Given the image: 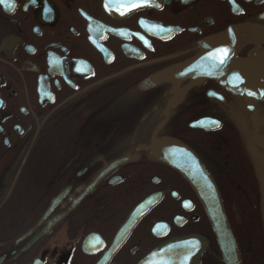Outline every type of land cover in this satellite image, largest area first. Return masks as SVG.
Listing matches in <instances>:
<instances>
[{
  "label": "flooded vegetation",
  "instance_id": "flooded-vegetation-1",
  "mask_svg": "<svg viewBox=\"0 0 264 264\" xmlns=\"http://www.w3.org/2000/svg\"><path fill=\"white\" fill-rule=\"evenodd\" d=\"M236 25L263 29L264 0H0V264H224L158 157L175 142L247 264L244 226L264 234V36L210 42Z\"/></svg>",
  "mask_w": 264,
  "mask_h": 264
},
{
  "label": "water",
  "instance_id": "water-1",
  "mask_svg": "<svg viewBox=\"0 0 264 264\" xmlns=\"http://www.w3.org/2000/svg\"><path fill=\"white\" fill-rule=\"evenodd\" d=\"M264 36V28L253 25H236L228 27L223 33L211 40L240 49L247 42H258ZM250 40V41H249ZM198 63L196 64V66ZM243 65H250L243 63ZM248 92L256 90V83H243ZM244 90V91H245ZM243 91V92H244ZM171 143V142H170ZM158 157L170 163L189 183L202 203L218 241L224 264H241L239 251L226 219L215 182L208 171L201 165L192 152L179 143H171L156 148ZM173 151V152H172ZM147 201L142 202L143 206ZM191 252V250L189 249ZM193 262V260H191Z\"/></svg>",
  "mask_w": 264,
  "mask_h": 264
},
{
  "label": "rangeland",
  "instance_id": "rangeland-1",
  "mask_svg": "<svg viewBox=\"0 0 264 264\" xmlns=\"http://www.w3.org/2000/svg\"><path fill=\"white\" fill-rule=\"evenodd\" d=\"M53 146H46L43 151H37L34 156L35 167L37 169L33 170L30 175H40L45 169V164L53 159ZM246 239L244 238L241 243L243 245V250L246 257L247 264H261V256H264V246L262 248L261 243L264 241V234L258 226L253 223H249L244 226ZM240 232V231H239ZM242 233V232H240ZM243 234V233H242ZM253 234V237H252ZM260 258V259H259Z\"/></svg>",
  "mask_w": 264,
  "mask_h": 264
},
{
  "label": "snow or ice",
  "instance_id": "snow-or-ice-1",
  "mask_svg": "<svg viewBox=\"0 0 264 264\" xmlns=\"http://www.w3.org/2000/svg\"><path fill=\"white\" fill-rule=\"evenodd\" d=\"M144 2H146V0H129V4L131 5V7H137L139 6L140 3H144ZM218 51L221 53L220 62L223 63L224 58H226L227 56V49H220Z\"/></svg>",
  "mask_w": 264,
  "mask_h": 264
},
{
  "label": "bare ground",
  "instance_id": "bare-ground-1",
  "mask_svg": "<svg viewBox=\"0 0 264 264\" xmlns=\"http://www.w3.org/2000/svg\"><path fill=\"white\" fill-rule=\"evenodd\" d=\"M259 105V107H260V104H258Z\"/></svg>",
  "mask_w": 264,
  "mask_h": 264
},
{
  "label": "trees",
  "instance_id": "trees-1",
  "mask_svg": "<svg viewBox=\"0 0 264 264\" xmlns=\"http://www.w3.org/2000/svg\"><path fill=\"white\" fill-rule=\"evenodd\" d=\"M261 245H262V243H261ZM263 248V247H262Z\"/></svg>",
  "mask_w": 264,
  "mask_h": 264
}]
</instances>
